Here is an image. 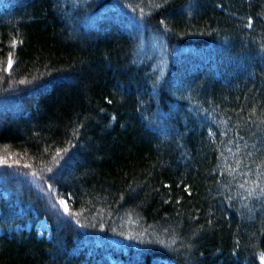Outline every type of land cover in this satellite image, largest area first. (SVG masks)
<instances>
[{"label": "trees", "instance_id": "16d2710c", "mask_svg": "<svg viewBox=\"0 0 264 264\" xmlns=\"http://www.w3.org/2000/svg\"><path fill=\"white\" fill-rule=\"evenodd\" d=\"M258 166L264 0H3L0 264H261Z\"/></svg>", "mask_w": 264, "mask_h": 264}, {"label": "snow or ice", "instance_id": "6c2138e0", "mask_svg": "<svg viewBox=\"0 0 264 264\" xmlns=\"http://www.w3.org/2000/svg\"><path fill=\"white\" fill-rule=\"evenodd\" d=\"M251 24H252V20L249 19V20H248V25L251 26ZM8 66H9V68H11V66H12V61H11V59H9ZM20 83H24V81H20ZM108 103H111V101L109 100ZM112 119L114 120L115 117H113ZM229 131H230V130H229ZM209 135H210V136H214V135H216V134H215V133H210ZM222 135H226V133H222ZM221 143H224V141H222ZM230 144H232V141H231V140H228V141H227V144H225V150L228 151V152H231V148L228 147V145H230ZM235 147L237 148V150L240 149V145H239L238 143L235 145ZM245 147H247V145H245ZM249 154H251V153H249ZM57 155H59V153H58ZM222 155H223V153H222ZM68 160H71V157H68ZM65 163H67V161H65ZM218 167H220V166L218 165ZM235 172H236V169H230V170L228 171V175L232 177V180H235V179H236V176L233 175V173H235ZM250 172H251V169H249L248 172H244L243 174H244L245 176H247ZM58 175H60V171H57L56 173L53 174L52 177H49V178H48L49 181L51 182V184L53 185V187H55V185L58 184V181L56 180V176H58ZM261 176H264V170H261V169L259 168V166H258V167H257V176H256V180H255V181H252L251 183H253V184L256 185V188L259 189V194H260V195H264V185H262V184L260 183ZM232 180H227V181H225V182H224L225 185H226V186L231 185ZM218 183H219V181H218ZM249 183H250V182H249L248 180H245L243 183H240V184L238 185V187L241 188V189H244V188H245V185H247V184H249ZM187 190H188V189L186 188L185 191H187ZM245 190L248 192V195H249V196H252V195L254 194V192H255V189H245ZM133 191H134V189H133ZM57 194H58V195H62V194L59 193V192H58ZM70 195H71V194H70ZM48 198H49V200H51V192H49V194H48ZM230 198H231V197H230ZM121 199H123V197H121ZM51 203H52V207L55 208V203H56V202L53 200ZM60 203H61V204H65V199H61V200H60ZM65 212H67V207H65ZM148 235H151V233H148ZM161 243L163 244V242H161ZM175 243H176V242L173 241V246H170V250H173V251H178V250H179L177 247H175ZM181 243H182V242H181ZM149 251H150V249H147V248H138V249L136 250V256H135V258H134V264H144V257H145V255H146ZM153 264H158V261L154 259V260H153ZM261 264H264V258L261 259Z\"/></svg>", "mask_w": 264, "mask_h": 264}, {"label": "rangeland", "instance_id": "374dc122", "mask_svg": "<svg viewBox=\"0 0 264 264\" xmlns=\"http://www.w3.org/2000/svg\"><path fill=\"white\" fill-rule=\"evenodd\" d=\"M3 7V0H0V8H2ZM152 42H154L153 40H152ZM153 44V43H152ZM155 48H156V45H155ZM157 49V48H156ZM154 51H156V50H154ZM156 64V63H155ZM158 65H159V63H157L156 65H154L155 66V68H157L158 67ZM48 230V228H47V225L44 223V221H41L40 223H39V235H42L43 234V232H45V231H47ZM89 255V254H88Z\"/></svg>", "mask_w": 264, "mask_h": 264}, {"label": "bare ground", "instance_id": "6f19581e", "mask_svg": "<svg viewBox=\"0 0 264 264\" xmlns=\"http://www.w3.org/2000/svg\"><path fill=\"white\" fill-rule=\"evenodd\" d=\"M103 11V10H102Z\"/></svg>", "mask_w": 264, "mask_h": 264}]
</instances>
